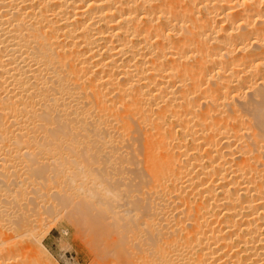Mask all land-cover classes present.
<instances>
[{"label":"bare ground","instance_id":"obj_1","mask_svg":"<svg viewBox=\"0 0 264 264\" xmlns=\"http://www.w3.org/2000/svg\"><path fill=\"white\" fill-rule=\"evenodd\" d=\"M122 158L149 177L134 181L146 195L133 213L141 264H264V0H0V193L17 191L23 211L8 203L22 213L53 183L58 201L86 183L110 198ZM44 160L60 175L46 177ZM10 226L14 242L30 234ZM6 230L0 264L35 240L7 242Z\"/></svg>","mask_w":264,"mask_h":264},{"label":"rangeland","instance_id":"obj_2","mask_svg":"<svg viewBox=\"0 0 264 264\" xmlns=\"http://www.w3.org/2000/svg\"><path fill=\"white\" fill-rule=\"evenodd\" d=\"M127 140L125 139L123 142H126ZM127 143V142H126ZM88 156V155H87ZM85 157V158H89V157ZM104 156H106V158H104L103 156H101L100 155V157H99V159L101 158H103L104 160H107L108 161V159H107V155H104ZM119 157H120V159H121V156L120 155H118ZM117 156V157H118ZM137 156H139V155H137ZM137 156L135 157V155L133 156V157H135V159H137L138 161H139V163H137V164H143L142 166V168L145 170V164H147V167H148V164L149 163H147V162H145V164H144V162H143V160L141 161V159L140 158H137ZM82 157H84V156H82ZM93 157V156H92ZM109 157H110V155H109ZM122 157H124V156H122ZM140 157V156H139ZM46 158V159H45ZM94 158H96V156L94 157ZM98 158V157H97ZM126 158V157H125ZM44 159L45 160H47V157H44ZM70 159V158H69ZM68 159V160H69ZM112 159H113V157H112ZM123 159V161H119L120 163L121 162H123V163H125V164H128V165H126L125 166V164H122L121 165V167H120V165H119V168H118V172H119V174H118V172L116 173V171L114 172V166H115V164H117L118 163V161L117 162H115V164H114V161H116V157H114V161L113 160H111V163L113 164V167H112V170L110 169V172L112 171L113 173H114V175H115V173H116V176H111V177H109V178H107L106 177V174L108 173V171H107V169H106V171L104 172V170H103V173H101L102 171L101 170H98L100 167H101V165H100V167L98 168V165L100 164H96V163H94V165H95V169H93V171L94 170H97L99 173H100V176H102V177H100L101 179L104 177L103 176V174H105V177H106V179L109 181V183H110V185H109V183L107 182H105L106 183V187H107V184L109 185V189L110 188H112V189H110V192L111 193H115V194H113L114 196H112V197H108V193L109 192H107L106 190V194H107V197H108V199H107V197L105 196V195H103V194H99V193H97V191L99 190V191H101L102 189V187H100V188H97L95 185H94V188H95V190L96 189H98V190H93V188H91V186H90V190H93V194H92V196L90 195H88V192H90L89 190H88V188H89V185L90 184H92V183H90V184H88V183H86L87 184V186H88V188L87 187H85L84 186V188H82V190L84 189H86L87 188V190H86V193H85V191L83 190H81V189H79V191L81 190L82 191V195H83V197L81 196V191L80 192H77L76 190H75V193L77 192V193H80L79 194V196H81L80 198L78 197V195L75 197V196H69L68 198H65V200L64 201H58L60 198H58L57 196L60 194L61 195V193H62V191H61V189H58L59 187L58 186H55L54 185V183H53V187H50V189H48V191L49 192H45V195L44 194H42V196H44V197H42V196H40L41 198H44L45 200H43V199H39V198H36V196H37V192H39L38 191V189H36L37 191H35V190H33V191H35V192H29L30 194H31V196H33V198H35V199H37V200H33V198L31 199V201H34L33 203H29V206L31 207H29L28 209L29 210H26L24 213H22V212H20L19 210L21 209L22 211H23V208H24V203H25V200H23V197H21V200H20V202L19 203H17V202H15V198L16 199H20V198H17V196L16 197H14V199H13V192H15V190L14 191H9V194H7V192H4L3 190H1L2 192H3V194L4 193H6L7 195H5V196H9V195H11V197H12V200H14V202H15V204L17 203V204H19L18 206H20L19 207V209H18V207L13 203V201L12 202H10V204L8 203V199L9 200H11L10 198V196L7 198V197H5V196H2V192L0 193V198L2 199L3 197L5 198V200H7V201H5V203L7 202L8 204H9V208H8V205H6L7 207H5V204L3 203H0L1 205V210H0V212H1V214H0V218H1V216H3L4 218H1L2 220H3V224H4V221H8V220H12L11 222L10 221H8V223H6V225H8V224H10L11 226H12V228H13V230H15L14 228L16 227V229L18 228V227H20V226H23V224H24V227H20L21 229L23 228V229H28L30 226H31V228L29 229L30 231V236L27 234V231L26 230H20V231H18L17 232V230H15V232L17 233V236L19 237V236H21V237H19V239L21 238V239H23V242L25 243V241H24V238H25V240L26 239H30L31 241H33L34 239V243L33 244H35V245H38V247L39 248H41V246H40V244L41 245H43L44 247V249H45V251H43V252H45V255H47L48 257H47V259H45V258H43V259H45L44 261L46 262V264H48V263H51V264H130V263H132V264H135L136 262H139L138 264H141L140 262L141 261H139L140 260V256H141V254H140V250H138V246L136 247V245L134 244V242H136V243H138L137 241L138 240H136L135 239V241H134V237H137V233H136V231L138 232V230H139V227H140V225H139V227H138V225H137V227H136V225H135V223H137L136 221L134 222V217H135V215H137L138 214V212L140 211V209H139V207L141 208V203L142 202H144V200L146 199V195L144 196L143 194H145V193H143L142 191H141V185L139 186V185H137V184H135L136 182H134L137 178H139V179H144V178H146V177H144L143 176V174L141 173L142 172V170H141V167H140V165L138 166H136L137 168H139L140 170H141V175L140 176H142V177H144V178H141V177H139V175H138V173L136 172V170L135 171H133V169L131 168L132 166L130 165L131 163H134L133 161L135 160V159H133V158H131L132 159V161H129V159L127 160V162L124 160V158H122ZM44 160V162L43 163H40V165L42 164H44L45 162H47V161H45ZM64 160H66V159H64ZM117 160H119V158H117ZM136 161V160H135ZM51 163V162H50ZM70 163V162H69ZM130 163V164H129ZM46 165H45V167L43 166V167H40L41 169L43 168H45V174H47L46 172H48L50 169H51V167L49 166V165H51V164H48V163H45ZM48 164V165H47ZM72 164V163H71ZM70 164V168H69V170L71 169V166L72 165H74V164H72L71 165ZM92 163H90L89 164V166L91 165ZM93 165V166H94ZM104 165V162H103V164H102V166ZM110 165V164H109ZM118 165V164H117ZM150 166L152 165V166H154L155 167V169H157L156 168V166H157V164H155L154 163V165L152 164V163H150L149 164ZM52 166V165H51ZM83 166H85V165H83ZM89 166H88V164H87V168H89ZM92 166V167H93ZM124 166V167H123ZM135 166V165H134ZM133 166V167H134ZM150 166H149V168H150ZM50 167V169H46V168H49ZM74 168H72V169H75V171H77V172H75V175L76 174H78L79 172H81L80 170H78L79 169V167H78V169H76V166L74 165L73 166ZM92 167L90 166V168H91V170H92ZM98 169H97V168ZM106 168V167H108V164L106 165V166H103V168ZM115 167H117V166H115ZM123 167V168H122ZM157 167H159V165L157 166ZM53 168H54V166H53ZM53 168H52V170H53ZM58 168V167H57ZM56 167H55V169H57ZM67 167H65V169H66ZM90 168L88 169V170H86V167L84 168V170H83V172L84 171H88V174L90 173ZM102 168V169H103ZM104 168V169H105ZM109 168H111V166H109ZM121 168V169H120ZM148 168V169H149ZM151 168H153V167H151ZM150 168V169H151ZM62 171H61V170ZM80 169L82 170V167L80 166ZM123 169V170H122ZM132 169V170H131ZM135 169V168H134ZM147 169V168H146ZM145 170V173L146 174H148L149 173V175L148 176H151V175H154V174H152L153 173V171H158V169L157 170H153V169H151V170H153L152 171V173H150V170ZM14 170H17V169H14ZM19 170V169H18ZM51 170V171H52ZM59 170H60V172H62L61 173V176H62V174L64 173V176L65 175H68L67 173L65 174V171H64V168H59ZM67 170H68V168H67ZM68 170V171H69ZM51 171H49L48 173H50ZM58 171V170H57ZM74 171V170H73ZM92 171V172H93ZM96 171V172H97ZM123 171V172H122ZM148 171V172H147ZM17 171H15V173H16ZM20 172V171H19ZM19 172H17V173H19ZM90 173L89 175L90 176H86L87 178H89L90 179V177L92 176V177H94V175L96 176V177H98L99 175H97V173H95L94 175H93V173ZM95 172V171H94ZM120 172H122L123 174H128L127 176L130 178V181H129V179L126 177V176H124L123 174H121L120 175ZM136 172V173H135ZM144 172V171H143ZM44 173V172H43ZM52 173H53V171H52ZM71 173H72V170L71 171H69V174L71 175ZM74 173V172H73ZM98 173V174H99ZM112 173V174H113ZM155 173V172H154ZM83 174H85V173H83ZM92 174V175H91ZM110 174V173H109ZM111 174V175H112ZM131 174V175H130ZM44 174H42L41 173V176H43ZM58 176V175H60V173L58 174V173H56V172H54L53 173V175H51V174H49V176H48V174L47 175H45L46 177H51V176ZM119 175V176H118ZM133 175V176H132ZM137 175H138V177H137ZM109 176V175H108ZM121 176H123L122 178H121ZM46 177H44V178H46ZM105 177L102 179V180H106L105 179ZM125 177V181H127L128 183H127V185H126V182L125 183H123L124 182V178ZM136 177V178H135ZM99 178V177H98ZM123 179L121 182H117V179ZM131 178H132V180H131ZM135 178V179H134ZM149 177H147V179H148ZM110 180H111V182H113V180H114V182H115V180H116V184L114 185V183H112L111 184V182H110ZM138 180V179H137ZM119 181V180H118ZM121 185H120V184ZM85 184V185H86ZM119 185V186H118ZM92 186H93V184H92ZM105 186V185H104ZM134 186V187H133ZM106 187H104L105 189H106ZM120 187V188H119ZM28 188H30L29 187V185H28ZM52 188V189H51ZM54 188H55V190H54ZM62 189H63V187H62ZM108 189V190H109ZM13 190V189H12ZM17 190V189H16ZM27 190H29V189H27ZM52 190V191H51ZM59 190H60V193H59ZM116 190V191H115ZM131 190V191H130ZM88 191V192H87ZM98 191V192H99ZM105 191H101L102 193H105ZM114 191V192H113ZM11 192V193H10ZM17 192V191H16ZM15 192V195H17V193ZM59 194H58V193ZM74 192V191H73ZM83 192H84V194H83ZM95 192V193H94ZM146 192V191H145ZM34 193H35V195H34ZM56 193V194H55ZM91 193V192H90ZM133 193V194H132ZM136 193V194H135ZM142 193V194H141ZM148 193V195L151 197V198H149V196H148V199L147 200H149L150 199V202L152 201V197H153V195H151L152 193L154 194V192H150L151 194H149V192H146V194ZM30 194H28V195H30ZM47 194H48V198L49 199H46V197H47ZM50 194V195H49ZM117 194V195H116ZM136 196H135V195ZM39 195H41V193L39 194ZM38 195V196H39ZM84 195H87V196H84ZM110 195H112V194H110ZM132 195H133V197H132ZM140 195H142V197H144L145 199L142 201V199L143 198H141V196ZM37 196V197H38ZM50 196V197H49ZM62 196V195H61ZM116 196V197H115ZM137 196H139V197H137ZM18 197H20L19 195H18ZM57 198V199H53V198ZM113 197H115L114 198V202H116V203H113V201H112V199H113ZM172 197V196H171ZM50 198H52V199H50ZM116 198H117V201H116ZM169 198V197H168ZM173 198H174V196H173ZM69 199V200H68ZM141 199V201H139ZM155 198L153 197V200H154ZM147 200L145 201V202H147ZM30 201V202H31ZM36 201V202H35ZM37 201H38V203H37ZM112 201V203H110ZM135 201V202H134ZM139 203H138V202ZM0 202H4V200L2 199V200H0ZM21 202H24V203H22V204H20ZM141 202V203H140ZM149 202V201H148ZM174 202H176V200H174ZM6 203V204H7ZM11 203H12V205H13V207H12V205H11ZM136 203H137V205H136ZM176 203H178V202H176ZM31 204H32V206H31ZM127 204H129V205H127ZM3 205H4V207H3ZM17 207V209H16V207ZM115 206V205H118L117 207L115 206V208H113V207H111L110 208V206ZM121 206V208H120V206ZM135 205L137 206V207H135ZM140 205V206H139ZM174 205V204H173ZM178 205V204H177ZM177 205H176V208L173 210V216H174V214H175V212H176V210L178 211V207H177ZM28 206V205H27ZM37 206V207H36ZM39 206V207H38ZM11 207V208H10ZM33 207H34V209H33ZM174 207V206H173ZM4 208H5V210H9L10 212H13L14 211V209H15V211H16V213L14 212V214L13 213H10L8 216H10L9 218H7V220H5V217H8L7 216V211L5 212V215L6 216H4V212H3V210H4ZM8 208V209H7ZM40 208V209H39ZM134 208H136V210L134 209ZM33 209V210H32ZM43 209V210H42ZM80 209V210H79ZM113 209H115V213H117L118 215H116L113 211H111V210ZM123 209H124V212H125V210L126 209H128L131 213H129L127 210H126V214L123 212ZM137 209H139V210H137ZM4 210V211H5ZM117 210V211H116ZM121 210V211H120ZM31 211V212H30ZM83 211V212H82ZM85 211V212H84ZM138 211V212H137ZM20 212V213H19ZM27 212V213H26ZM128 212V213H127ZM134 212H136L135 214H133ZM9 213V212H8ZM19 213V214H18ZM11 214H13V216L11 215ZM114 214H115V216H114ZM128 214H129V216H128ZM177 214H179V213H177L176 212V215ZM19 215V216H18ZM21 215V216H20ZM23 215V216H22ZM91 215V216H90ZM127 215V216H126ZM175 215V216H176ZM15 216V217H14ZM117 216V219L115 218ZM137 216H139V215H137ZM174 216V217H175ZM178 217H179V215H177ZM12 217H14V220L15 221H17V219H19L17 222H20V219H23V217H26L25 219H27V220H24L23 219V224H20V226H18L19 224H17L14 220H13V218ZM16 217H18V218H16ZM22 217V218H21ZM141 217V216H140ZM32 218V219H31ZM97 218V219H96ZM124 218V219H123ZM133 218V219H132ZM101 220L100 222L99 221H97V220ZM120 219H122V220H120ZM1 220V221H2ZM111 220H113V224H112V222H111ZM123 220H126V221H123ZM133 220V221H132ZM137 221L139 220V218L138 219H136ZM32 221V222H31ZM36 221V222H35ZM97 221V222H96ZM104 221V222H103ZM110 221V222H109ZM129 221V222H128ZM10 222V223H9ZM91 222V223H90ZM96 222V223H95ZM123 222V223H122ZM132 222V223H131ZM1 223V222H0ZM12 223H13V225H12ZM14 223H16L17 224V226H16V224H14ZM27 223L30 225H27ZM95 225H94V224ZM103 223V224H102ZM106 223H108V227H110V224L112 225L111 227L115 230V228H116V223H118V226H117V228H116V230L114 231V230H110V229H112L111 227L110 228H108L107 227V224ZM110 223V224H109ZM1 225L0 224V228H1V230L3 231V229L5 228V232H6V234L8 233V238L5 236V238H7L6 239V241L8 242V241H11L12 240V235L10 234V232H9V230H8V226L7 227H5L6 225L4 224V225ZM26 224V225H25ZM37 224V225H36ZM102 224V225H101ZM115 224V225H114ZM133 225L132 227H133V229H135V230H133V229H131V228H128L129 226L128 225ZM34 225H35V227H34ZM97 225V226H96ZM125 225V226H124ZM2 226L4 227V228H2ZM11 226H10V230H12V228H11ZM39 228H38V227ZM114 226V227H113ZM123 226V227H122ZM127 226V227H126ZM134 226L137 228H134ZM95 227V228H94ZM98 227V228H97ZM119 227V228H118ZM126 227V228H125ZM121 230V231H118V230ZM0 230V231H1ZM11 231V233L12 234H14L13 232L14 231ZM33 230V231H32ZM128 230V231H127ZM22 231V232H21ZM32 231V232H31ZM35 231V232H34ZM100 231V232H99ZM125 231H126V233H125ZM26 232V233H25ZM118 232V234H116V233ZM132 232H133V234H135V235H132ZM2 233V232H1ZM19 233V234H18ZM32 233H34V234H32ZM99 233V234H98ZM102 233V234H101ZM121 235H120V234ZM128 233L130 234V235H128ZM5 233H4V235H6ZM4 235H3V233L1 234V236H3L4 237ZM10 235V236H9ZM15 235L16 234H14V237H15ZM24 235H26V236H24ZM32 235V236H31ZM36 237H35V236ZM93 235H94V237H93ZM96 235V236H95ZM29 236V237H28ZM11 239H10V238ZM13 237V238H14ZM17 237V238H18ZM31 237H33V238H31ZM127 237H129V238H127ZM16 238V240L18 241L19 239H17ZM131 238V239H130ZM21 239H20V241H21ZM95 239H97V240H95ZM129 239H130V243H129ZM14 240V239H13ZM12 240V241H13ZM15 240V241H16ZM37 240H39V242L37 241ZM102 240V241H101ZM6 241H4V242H6ZM17 241L16 242H14V243H16V245H17ZM27 242L25 243V244H27V243H29L28 242V240H26ZM30 241V242H31ZM37 241V242H36ZM99 241V242H98ZM3 242V245H5V247L7 246V245H10V242L9 243H4ZM13 242H11V244L13 243ZM19 242V241H18ZM133 244H132V243ZM14 243H13V245H14ZM32 243H29V244H27L28 246H26L25 247V249H24V247H22V248H20V249H18V250H14V251H16V255H18V256H16V255H14L13 253H14V251L12 252V253H10L11 255H13L12 257L10 256V257H7V258H5L4 259V261L6 262V260H8V262H6V264L8 263L9 264V259H10V261L12 262V263H15V262H17V263H19V262H21L20 264H37V263H35V261H34V257L32 258V254H30L29 252L31 251V253L33 252L31 249H30V245H32ZM98 243V244H97ZM102 243V244H101ZM100 244V245H99ZM130 244H131V246H130ZM19 245H21V243H19ZM126 245V246H125ZM30 246V247H29ZM33 246V245H32ZM8 247V246H7ZM129 247V248H128ZM133 248V250H131V249ZM124 249V250H123ZM136 249V250H135ZM125 250H126V252H125ZM129 250V251H128ZM20 253V251H22L21 252V254H18V252ZM98 251H100V252H98ZM136 251H138L139 253V255L140 256H136ZM104 252V253H103ZM101 253V254H100ZM100 254V255H99ZM125 254V255H124ZM132 254V255H131ZM29 255V256H28ZM102 255H103V257H102ZM128 255H130V256H128ZM15 256H16V258H15ZM20 256V257H19ZM134 256V257H133ZM14 257V259H12ZM20 259H19V258ZM99 257H100V260H99ZM134 258V259H132V258ZM140 257V258H139ZM9 258V259H8ZM113 258V259H112ZM139 260H138V259ZM18 259V260H17ZM30 259V260H29ZM109 259V260H108ZM112 259V260H111ZM126 259H128L129 260V262H127L128 260H126ZM135 259L136 260H138V261H135ZM12 260H14L15 262H13ZM21 260V261H20ZM135 262H134V261ZM112 261V262H111ZM130 261H132V262H130ZM30 262V263H29ZM111 262V263H110Z\"/></svg>","mask_w":264,"mask_h":264}]
</instances>
